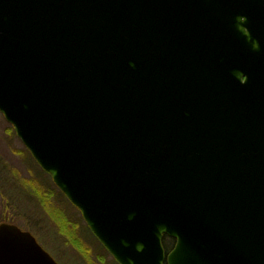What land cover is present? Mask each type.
Returning <instances> with one entry per match:
<instances>
[{
    "label": "water",
    "instance_id": "water-1",
    "mask_svg": "<svg viewBox=\"0 0 264 264\" xmlns=\"http://www.w3.org/2000/svg\"><path fill=\"white\" fill-rule=\"evenodd\" d=\"M0 111L121 264H264V0H0Z\"/></svg>",
    "mask_w": 264,
    "mask_h": 264
},
{
    "label": "rangeland",
    "instance_id": "rangeland-1",
    "mask_svg": "<svg viewBox=\"0 0 264 264\" xmlns=\"http://www.w3.org/2000/svg\"><path fill=\"white\" fill-rule=\"evenodd\" d=\"M54 183L0 112V222L31 231L60 264H120L94 233L82 230L86 221L79 208L67 196H52ZM67 219L84 241L81 247L70 244L76 238L66 227Z\"/></svg>",
    "mask_w": 264,
    "mask_h": 264
},
{
    "label": "trees",
    "instance_id": "trees-1",
    "mask_svg": "<svg viewBox=\"0 0 264 264\" xmlns=\"http://www.w3.org/2000/svg\"><path fill=\"white\" fill-rule=\"evenodd\" d=\"M14 128V127H13ZM29 151V150H28ZM30 152V151H29ZM54 185H55V187H53V190H54V192H52V196H53V194H54V196L53 197H57V195L58 196H60L61 198H64V196L66 197V195H65V193L54 183ZM67 198V197H66ZM68 199V198H67ZM46 207V206H45ZM47 208V207H46ZM48 210H50V207H48ZM64 213H66L65 211H64ZM55 216V215H54ZM56 218V220L58 221V223L60 222L59 221V219H57V216H55ZM65 217H66V215H65ZM81 217L83 218V216L81 215ZM69 222V220L67 219L66 220V227L67 228H70V231H71V235H73L76 239H72L71 241L69 240V242H71L70 244H72L75 248H78V247H81V243H80V241H83L81 238H80V236H77V235H75V233H74V230H73V227H72V225L70 224V223H68ZM60 225V224H59ZM79 225V224H78ZM87 227V228H86ZM60 228H61V226H60ZM62 229V228H61ZM87 231V230H90L91 232H92V230L90 229V227L88 226V224L86 223L84 226H82V230L83 231H85V230ZM62 231L64 232V233H66V230L65 229H62ZM93 233V232H92ZM85 235V234H84ZM95 236V235H94ZM96 239H97V241H99V243L105 248V250L108 252V250L106 249V247L100 242V240L98 239V237H95ZM68 242V243H69ZM84 242V241H83ZM175 242H176V240L174 239V238H172V237H169V236H165V238H164V246H165V249H166V251H167V253L174 247V245H175ZM101 251H103L102 249H100ZM109 253V252H108Z\"/></svg>",
    "mask_w": 264,
    "mask_h": 264
}]
</instances>
